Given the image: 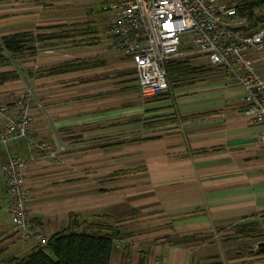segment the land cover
Masks as SVG:
<instances>
[{
  "label": "crops",
  "instance_id": "1",
  "mask_svg": "<svg viewBox=\"0 0 264 264\" xmlns=\"http://www.w3.org/2000/svg\"><path fill=\"white\" fill-rule=\"evenodd\" d=\"M38 4V0H14L10 12L0 9V36L22 31L50 33L37 29L52 24L47 21V9ZM99 15L92 17L96 19L92 26L99 30L96 38L77 46L54 45L64 40H45L41 42L43 50L37 49L36 57L30 58L28 68L42 61L46 65L70 59H83L84 65L59 76L46 74L43 86L35 75L0 85V101L7 102L12 90L23 88L30 78L35 85V136L49 139L54 148L65 143L58 163L36 164L26 170L32 198L29 215L47 235L64 229L70 214L78 222L104 220L110 225L115 218H126L129 224L118 228L132 232L133 237L140 233L166 237L154 246L161 252L154 264H202L208 258L193 257L198 243L188 242V236L210 231L215 225L228 223L232 227L264 216V145L256 139L262 127L242 114L243 90L233 75L211 64L202 65L214 70L182 83L179 91L174 89L168 100L171 104L147 103L140 115L129 110L118 118L119 106L114 103L120 93L118 59L107 45L109 17ZM248 25L245 19L247 33L251 32ZM250 58L264 77V48L252 52ZM163 106H169L171 113L178 112V117L148 119L159 116L154 109ZM70 127H75V134ZM118 139L124 144L111 146ZM0 147L6 150L2 165L10 157L26 158L32 152L23 139ZM0 176L1 262L7 256L30 253L36 243L13 241L2 169ZM160 214L162 218H158ZM144 219H152L150 229L142 225ZM159 219H174L173 225L164 227L154 221ZM201 246L203 249L206 244ZM117 250L112 252L110 264H123L128 251L124 264H137L139 254L123 247ZM142 250L145 264H151L153 246ZM230 261L264 264V252Z\"/></svg>",
  "mask_w": 264,
  "mask_h": 264
},
{
  "label": "built area",
  "instance_id": "2",
  "mask_svg": "<svg viewBox=\"0 0 264 264\" xmlns=\"http://www.w3.org/2000/svg\"><path fill=\"white\" fill-rule=\"evenodd\" d=\"M258 10V9H255ZM264 10V0H263ZM102 12L109 17L107 45L114 58L129 59L142 98L166 91L165 64L180 57L203 55L212 65L223 66L243 90L242 114L262 128L256 133L264 145V77L250 58L264 48V27L244 31V18H235L236 4L223 0H107ZM264 14V12H263ZM189 44L185 51L182 47ZM34 93L14 89L7 102L0 101V144L23 139L30 156H13L2 165L5 195L9 202L13 241L33 240L44 247L50 235L29 215L31 193L26 170L33 165L58 163L65 143L54 148L44 137L35 136ZM130 241L116 240L122 248Z\"/></svg>",
  "mask_w": 264,
  "mask_h": 264
},
{
  "label": "trees",
  "instance_id": "3",
  "mask_svg": "<svg viewBox=\"0 0 264 264\" xmlns=\"http://www.w3.org/2000/svg\"><path fill=\"white\" fill-rule=\"evenodd\" d=\"M235 4L237 9L235 18H245L249 24L248 27L251 33L264 26V17H258L260 16L258 15L260 10H255L257 7H260L261 0L240 1ZM101 5L95 6L94 9L90 10L88 13L94 15L100 14L99 16L102 17L103 12ZM94 21H96V19L91 21L92 24ZM37 29L51 32L34 35L30 31H22L0 36V69L5 67L9 68L11 66L15 67L16 61L20 58L27 56L32 58L35 57L37 46L45 40L73 41L77 36L91 39L96 38L95 35L99 33L98 29L92 27L78 34H74L72 32L73 29L71 30L70 25L67 24L48 25ZM70 62H74L75 64L71 67ZM82 62L78 60L63 62L64 64H62L60 69L54 71L62 73L71 72L85 64V62ZM79 63L82 64L77 65ZM164 68L167 80L166 90L175 89L182 83L214 70L212 67L206 65H192L187 59L180 58L170 60L165 64ZM54 71H51V74H55ZM12 72L13 70L9 69L0 71V85L15 78L12 76ZM171 120H174V118L172 117ZM122 144H124V142L119 141L111 146H121ZM74 217L75 215L70 214L68 216V224L65 228L50 235L44 247L35 244L30 253L22 256H7L0 264H110L115 241L124 239L129 240L133 237L132 232L114 227L107 224L104 220H96L93 222L89 219H84L78 222ZM253 225V223H240L232 226L234 231L233 237L255 238L257 234L253 230ZM223 229L224 228H220L219 230ZM257 247L258 249L256 248V251H250L248 254L256 255L264 252L260 250L261 248L258 243ZM127 249L130 250L129 248ZM126 253L123 264L125 259L129 256V251ZM138 254L137 264H145V251L140 250Z\"/></svg>",
  "mask_w": 264,
  "mask_h": 264
},
{
  "label": "rangeland",
  "instance_id": "4",
  "mask_svg": "<svg viewBox=\"0 0 264 264\" xmlns=\"http://www.w3.org/2000/svg\"><path fill=\"white\" fill-rule=\"evenodd\" d=\"M107 0H38L39 6H44L45 10L47 11V14H50V18L47 19V21L51 22V25H62V24H67L70 25L71 30L74 34H78L80 32H83L85 30H88L89 28H92V17L94 14H89L88 12L90 10H93L95 6H99V4H104ZM225 2L229 3H238L242 0H223ZM14 0H8V1H2L0 2V9H5V12H10L11 9L14 7L13 6ZM104 2V3H103ZM48 3V4H46ZM102 6V5H101ZM256 9H259L260 12L258 13V17H264V10H263V0H261V5L260 7H257ZM3 11V10H0ZM59 31V30H58ZM70 31V30H69ZM90 40L88 37L80 38L77 36L76 39H73V41H59L55 43L54 45H60L61 43L63 44H70L68 46H77L78 44H87V42ZM189 44H185L182 47V51H185L188 48ZM56 48L59 46H55ZM44 44H40L37 46L38 51L40 52L43 50ZM180 57H176L174 59L180 58V59H187L190 63H192L195 66H200L202 64H210L208 61L207 57L203 55H196L193 57H182V55H179ZM36 57V56H35ZM44 57V56H43ZM42 57V58H43ZM32 57H23L17 60L15 63V67H7L9 70H13L12 76L15 77L14 79L21 80V77L23 78L22 75H26L31 78V75L37 76L40 80H42V83L40 85H44V76L46 74H51V71L60 69L63 62L67 61H76L77 59H70L66 61H57L52 64H46L45 62L42 61L40 63L34 64L36 66H33L32 69L28 68L29 66V60ZM44 59V58H43ZM80 61H83V59H79ZM129 61V59H127ZM130 62V61H129ZM123 60V59H118L117 60V73H118V78H117V86L119 88V94L116 95L115 99V104L119 106L117 108L118 112V118L123 114L125 111H129V113H135L140 115L142 108L145 107V105L152 104V103H158L159 105H165V104H171V100L168 101L171 98V95L174 93L173 89H167L165 92H162L158 94L157 96H154L152 98H142L139 95V92L137 90V85H136V80H135V73H134V68L132 65ZM71 67L75 64L74 62H70ZM82 63H79L77 65H81ZM213 68L215 66L217 67L218 65H212ZM222 67V66H220ZM6 69V68H3ZM225 69V68H224ZM35 71V72H31ZM55 72V71H54ZM57 76L64 74L62 72H55ZM263 77V76H262ZM30 78L27 79V83L25 82L24 87L26 89L30 88L33 93H35V85L30 82ZM12 79V80H14ZM29 81V82H28ZM192 82L191 84L196 83ZM38 85V84H37ZM36 85V88H37ZM122 87V88H120ZM185 86H181V88H184ZM122 89V90H121ZM176 90L180 89V87H176ZM179 91V90H178ZM183 91V90H180ZM126 105V106H124ZM156 105V104H155ZM171 108L172 105H169ZM169 106L165 108V106L161 107V109H154L155 113H159L160 115L157 117H151L148 116V119H152L156 121L155 119L165 117V119L171 120V116L173 118H176L178 112H175V110L171 113V110H169ZM124 107V108H122ZM121 108V109H120ZM35 117V115H34ZM120 119H118V122ZM165 121V120H163ZM71 131L74 130V134L76 133L75 127H70ZM78 133H81L80 131ZM73 134L72 138H76L77 136ZM49 140V139H48ZM119 142V139H118ZM13 144V143H10ZM11 149L13 150L14 147L10 145ZM2 148L0 147V174H1V165L4 159V156L6 155V150H1ZM0 182H1V176H0ZM177 217V216H176ZM158 218H162V214L158 216ZM175 220L178 218H174ZM174 219H168L169 222H166L165 219H159V220H154L155 222H160L164 224V227L167 226H172L173 223L171 221H174ZM180 219V218H179ZM181 219H187L186 216H182ZM152 219H144V224H142L145 228H148V226L151 224L149 221ZM128 221L126 218H115L111 224H114L112 226L114 227H119V226H125L128 225ZM142 223V221H140ZM243 223H253V230L257 234L255 238H236L233 237V227H230V225L223 224L217 225V227L213 226L211 227L210 231H205V232H200V233H195L191 236H188L186 239L188 242H197L198 248L196 250H193V257L194 258H199L202 260H205L208 258V260L202 262V264H213V263H223V264H234L236 262H232L230 260H236L237 258L243 257L244 255H248L250 251L254 252L256 251L257 244L258 242H264V216L258 217L256 219H249L246 221H243ZM166 224V225H165ZM225 225V226H224ZM226 225L228 227H226ZM138 226V225H137ZM225 227L223 230H219L218 228ZM150 229V228H148ZM175 230V229H174ZM143 231V230H141ZM159 232V230H156ZM137 232H140L137 230ZM151 232H149L150 234ZM173 235V234H170ZM193 237V238H192ZM163 239H166L165 236L162 234L158 233L157 235L152 234V235H136L133 238H130L128 241H130L129 245L130 246H125L123 248L127 249L130 248L133 253L137 256L138 252L148 246H153V253L150 257L151 259V264L158 263L159 259L161 257V252L158 251V247H154L158 245L159 243L156 244V242H162ZM238 239L242 241L243 243L238 244ZM155 244V245H154ZM206 244L204 246L205 248H201V245ZM117 247H114V252L117 253ZM204 250L203 253L200 251ZM156 251V252H155ZM192 255V253L190 254ZM113 262V259H112ZM238 264V263H237Z\"/></svg>",
  "mask_w": 264,
  "mask_h": 264
},
{
  "label": "water",
  "instance_id": "5",
  "mask_svg": "<svg viewBox=\"0 0 264 264\" xmlns=\"http://www.w3.org/2000/svg\"><path fill=\"white\" fill-rule=\"evenodd\" d=\"M258 245L260 246V250L264 251V242H259Z\"/></svg>",
  "mask_w": 264,
  "mask_h": 264
}]
</instances>
